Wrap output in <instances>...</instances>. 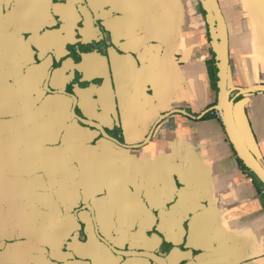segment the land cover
Segmentation results:
<instances>
[{"label": "crops", "instance_id": "1", "mask_svg": "<svg viewBox=\"0 0 264 264\" xmlns=\"http://www.w3.org/2000/svg\"><path fill=\"white\" fill-rule=\"evenodd\" d=\"M219 2L229 88L264 86V0ZM93 13L113 47L77 62L68 47L98 41ZM211 22L204 0H0V264H88L82 188L106 192L93 201L101 218L118 215L115 231L99 222L111 238L167 240L178 264H264V188L220 114L206 118L219 103ZM234 113L264 166V93L236 98ZM120 194L152 202L108 205Z\"/></svg>", "mask_w": 264, "mask_h": 264}, {"label": "flooded vegetation", "instance_id": "2", "mask_svg": "<svg viewBox=\"0 0 264 264\" xmlns=\"http://www.w3.org/2000/svg\"><path fill=\"white\" fill-rule=\"evenodd\" d=\"M92 12V11H91ZM91 19L93 21V28L97 29V37L98 41L92 42L90 44H84V42L77 41V45L73 46L71 49L68 47V50L70 52L69 55H71L75 61L79 62L83 53H93L95 51L100 52L101 54H107V52L113 47L112 46V38L110 37V33L105 31V28H103L100 21L96 20V17L91 14ZM57 22L59 26H61L62 22L59 18H57ZM84 23V17H82V20L79 25L83 27ZM78 33V39L80 40ZM80 52L81 54H77ZM79 55L81 57H79ZM216 113L215 111H213ZM212 112V114H214ZM217 115V113H216ZM218 116V115H217ZM92 126L96 127L98 131L101 133L102 136L108 138L109 140L113 141L115 144H118L121 147L125 148H135L139 146H128L124 145V142L120 138H112L103 128H100L99 126H96L95 124H92L89 122ZM117 139V140H116ZM251 172V171H250ZM252 173V172H251ZM253 174V173H252ZM78 199V207L75 208V215L77 216V219L80 224V230L78 232L79 238L81 241L86 243L87 248L81 249L82 251L78 250L80 252V260L82 259L85 263L93 264L94 262L101 264L103 260L107 261L108 258H112L113 263L112 264H161V262H164V264H178L176 263V259L174 258L173 253L175 248L170 245L167 240H162V242L157 243L155 246H146L148 242L145 241V244H136L135 240H123L121 239L119 241V235L115 233L113 237L102 233L100 231L99 222H112L111 226L114 231L116 228H119L122 224H120L118 221V215H109L108 217L101 218L100 215L98 216V208L95 206V200L96 198L103 197V195L106 194H97V196H92L90 198L87 197V192L84 190V188L81 189V191H77ZM108 205L115 207V203H118L120 206L126 205L127 207L131 208V213H134V205H140L150 207V203L152 202V199L150 197H146L145 195H132L130 194H120L118 201L114 202L113 200L109 201V198L107 199ZM56 203H59L58 206L64 205L63 208V216L60 219H66V213L67 210H65V207L69 205V200H63V201H57ZM100 203V202H99ZM105 203V201H104ZM144 209V211H145ZM77 212V214H76ZM117 213V210H116ZM151 210L147 211V214H150ZM155 213V212H154ZM151 214V216H158V212L155 214ZM81 214H86L87 221L89 222V225L86 226L81 220ZM130 215V212H128ZM143 215H146V212H142ZM155 216V218H156ZM129 217V216H127ZM58 218V217H57ZM154 219V217H151ZM158 218V217H157ZM157 226H155L154 231L158 233ZM94 232V233H93ZM98 236V242L99 246L96 248L92 246V241L95 238V236ZM72 242L68 241L65 243V247L63 249L66 253H74V250L72 249ZM69 259V258H68ZM154 259L158 260L155 261ZM70 261V259L68 260ZM57 264L61 263L59 261H56Z\"/></svg>", "mask_w": 264, "mask_h": 264}, {"label": "water", "instance_id": "3", "mask_svg": "<svg viewBox=\"0 0 264 264\" xmlns=\"http://www.w3.org/2000/svg\"><path fill=\"white\" fill-rule=\"evenodd\" d=\"M204 5L206 6V10L210 13L212 19L211 24L214 28L213 31L216 33V37L212 41V46L217 53L219 71V103L209 111H215L220 114V118L238 158L243 161L249 170L264 185V166L245 141L238 127L234 113V101L236 98L256 93H264V86H256L247 89L229 88L230 41L227 22L219 0H204ZM234 92L237 94L235 97H231ZM154 260L158 261L156 259ZM161 264H164V262H161Z\"/></svg>", "mask_w": 264, "mask_h": 264}, {"label": "trees", "instance_id": "4", "mask_svg": "<svg viewBox=\"0 0 264 264\" xmlns=\"http://www.w3.org/2000/svg\"><path fill=\"white\" fill-rule=\"evenodd\" d=\"M214 113V112H213ZM214 114H216V113H214ZM211 115H213L212 114V112H210L207 116H206V118H208V117H210ZM240 159V158H239ZM240 162L244 165V167L247 169V170H249V168L243 163V161L240 159ZM253 176L255 177V179L257 180V182L260 184V186L262 187V188H264V185L257 179V177L253 174Z\"/></svg>", "mask_w": 264, "mask_h": 264}, {"label": "built area", "instance_id": "5", "mask_svg": "<svg viewBox=\"0 0 264 264\" xmlns=\"http://www.w3.org/2000/svg\"><path fill=\"white\" fill-rule=\"evenodd\" d=\"M217 115L219 116V113L217 112Z\"/></svg>", "mask_w": 264, "mask_h": 264}]
</instances>
